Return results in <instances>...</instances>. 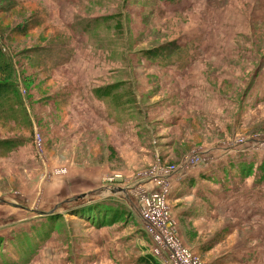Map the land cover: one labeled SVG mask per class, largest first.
<instances>
[{"label": "rangeland", "instance_id": "374dc122", "mask_svg": "<svg viewBox=\"0 0 264 264\" xmlns=\"http://www.w3.org/2000/svg\"><path fill=\"white\" fill-rule=\"evenodd\" d=\"M173 41L183 51L196 49L188 66L178 64L176 57L150 60L139 55ZM0 47L14 68L11 82L23 96L21 108L0 117V141L22 143L0 150V242L19 233L12 254L20 263L41 236L34 233L27 245L21 234L40 227L33 220L46 221L65 210L53 212L52 203L110 182L127 189L217 144L223 148L220 153L230 151L229 158L247 155L249 146L232 149V142L264 139V0H0ZM49 52L53 62L71 58L70 64L47 66ZM179 65L187 68L175 70ZM130 66L141 103L110 111L116 124L94 117L80 103V81L87 89L130 83ZM69 100L71 107L65 106ZM168 102L174 105L165 106ZM148 124L154 132L147 130ZM252 154L264 155V150ZM208 156L209 165L178 183L193 173L199 177L182 185L176 181L168 196L182 245L203 264H264V218L255 216L250 201L241 200L240 184L241 192L234 185L229 193L225 175L215 168L229 158L217 160L215 150ZM196 182L214 206L193 199L197 224L181 211L180 201L190 200ZM129 190L130 206L138 212V189ZM83 197L67 214L81 203L115 200L111 192L106 198L98 191ZM116 204L126 209L128 219L101 233L67 216L68 222L59 225V238L71 244L72 257H65L67 247L60 248L44 264H136L153 242L126 201Z\"/></svg>", "mask_w": 264, "mask_h": 264}, {"label": "trees", "instance_id": "16d2710c", "mask_svg": "<svg viewBox=\"0 0 264 264\" xmlns=\"http://www.w3.org/2000/svg\"><path fill=\"white\" fill-rule=\"evenodd\" d=\"M160 3L164 4H179L180 0H158ZM183 5V4H182ZM108 18H104L107 20ZM96 21V20H95ZM98 20L95 22L97 23ZM118 28L122 27V23L119 22L117 24ZM194 48V47H193ZM189 49L187 51H183L181 43L177 41L170 42L166 45L158 47L152 50H144L140 51L139 55L141 58L144 59H156L162 57L163 59H171L176 57L178 60L177 63L181 66H188L190 64V55L196 54V49ZM189 53V54H188ZM191 53V54H190ZM50 57L46 61L48 62L47 66H52L53 68L57 65H66L70 64L71 58H66L65 60L59 59L53 62L54 56L52 52L47 54ZM52 56V58H51ZM50 61V62H49ZM63 61V62H62ZM6 56L3 52V49L0 47V75H2L3 80L0 81V117L6 118V114L18 110L21 108L22 99L20 96L22 94L19 90V86L14 84L13 82V74L14 68L13 66H9L7 64ZM52 63V64H51ZM174 67L175 70L178 68L184 69L185 67ZM6 75L8 76L6 78ZM126 83L120 82L114 85H108L104 87H99L98 90L95 91V95L99 99H109L112 98L116 91L120 90ZM80 86V85H79ZM81 87V86H80ZM85 98L83 91L79 88V99L82 101ZM69 99V98H67ZM68 103V101H67ZM18 146H22V143H18L16 139L9 138L3 141H0V150H11L15 149ZM226 166V168H223ZM213 167V166H212ZM211 167V168H212ZM227 169V170H226ZM219 172H222L225 175V180L228 185L233 182V180L241 179L242 182L245 180L247 181L250 178L255 179L256 185L264 184V155L262 154H254V155H241L238 154L237 156L230 157L225 164L219 166ZM230 173V174H229ZM229 174V175H228ZM239 178V179H238ZM223 182V183H224ZM240 182V181H239ZM241 187H245L246 185H242L239 183ZM237 186L236 183H234ZM239 189V187H237ZM232 190V189H231ZM79 203V202H78ZM75 203L74 204H78ZM75 211H72V215L75 216L78 220L85 222L91 228H95L98 230L104 228H112L116 225L125 222L129 214L127 213L125 208H119L118 204L115 201L110 200L108 202H99L95 205L86 203H81L79 206L75 207ZM52 215V214H51ZM61 215L56 214L50 219L46 221H42L40 223V227L32 228V236L34 233L41 232L40 239L38 243L33 246V251L24 252L25 253V262L20 263L18 260L20 257L12 254L14 253L13 250V242L15 240H19V233L16 234L14 240L9 241H1L0 242V264H28L35 261L38 257L42 249L45 247L46 243L52 238L54 232L56 231V227L58 222L61 220ZM26 236V244H29V238L31 237L30 234H21L20 237ZM136 264H158L154 258L150 255L140 257L137 260Z\"/></svg>", "mask_w": 264, "mask_h": 264}, {"label": "crops", "instance_id": "0c3cea01", "mask_svg": "<svg viewBox=\"0 0 264 264\" xmlns=\"http://www.w3.org/2000/svg\"><path fill=\"white\" fill-rule=\"evenodd\" d=\"M206 44L208 45L207 46V50H208V48L212 45V42L209 41V42H206ZM207 50H206V53H207ZM74 61L75 60H73L72 64H74ZM192 68H190V69L192 70ZM166 71H170V70H166ZM170 73H173V72H170ZM114 77H115V75L112 78L114 79ZM128 78H129L131 84L128 83L127 80H124V81H127L126 82V85L123 86L120 90L116 91L115 94H114V96L112 98H109V99H99L95 95V91L98 90L99 87L93 88V89H87V87H86L87 85L86 84L84 85L80 81L81 87L80 86L79 87H80V90L83 91L84 96H85V98L82 101H80V103L91 114H93L94 117H96L98 119H101V120H104L106 122L107 121L108 122H113L112 124H116L118 118L117 117H114V116H111L110 111L116 113V112H118V110H120L122 108L124 110H126L127 109V106L133 105L134 102L136 103L138 101L139 103H141L140 102V98L141 97L139 96L138 90L136 89V85H135L136 80H135L134 74L132 72L131 66L128 67ZM117 83H120V82L108 83L105 86L114 85V84H117ZM137 84H138V82H137ZM102 87H104V86H102ZM57 95H58V93H56L55 96H57ZM72 105L73 104H72V101L71 100H69L68 103H65V106L71 107ZM173 105L174 104L168 102L165 106L171 107ZM142 113H143V116H144L143 120H144V122H146L147 121V114H146V112L144 110H142ZM162 123H163V125H161V126L166 125L165 122H162ZM147 126H148V129H147L148 131L154 132V128H152L149 124ZM219 145L220 144L213 145V146H211L212 147L211 149H207L205 152L210 155L211 152H212V150H215V152L218 155L217 156V160H220L221 158L227 157V154L226 153L227 152L229 153L230 151L227 150V149H224L225 151H223V152L220 153V151L223 148H221V147L219 148L218 147ZM223 154H226V155L223 156ZM213 158H215V156ZM227 158H229V157H227ZM216 163H217V161L215 162V164ZM220 164L217 165V167H215V168H219ZM194 174L195 173L191 174V176L188 179H186L185 181L181 182L180 184L177 181L178 185H182L186 181L190 180L192 177H194V178L199 177V175L196 176ZM201 177L202 178H200V179L202 181L208 182V181H211L212 180V179L210 180V178H204L203 176H201ZM191 182H193V184H195L193 180H191ZM212 182L214 183V180H212ZM234 183L239 184L240 182L237 179H235V180H233V182L231 184H229V185L227 184L229 193H232V190L231 189L234 186ZM243 184L246 185V186L243 187L244 189H243V192L241 193L242 196L240 197L241 200H244L245 202L250 201L253 204V208H254L253 211H255L254 212L255 216L258 217V218H261V217L264 218V184L256 185L254 178H250L247 181L245 180L244 182H242V185ZM114 186L115 185H112V186H107L106 185V186H103L102 188L100 187V189H95L96 191H93L92 189H88V190H86L84 192L79 193L78 195L71 196V197L67 198L63 203H52L51 206L54 207L53 212H56L57 210L60 211V209H62V208H65V210L63 211L62 214L58 213L62 217H61V220L57 224L56 231L54 232L52 238L46 243L45 247L42 249V251L40 252V254L38 255V257L35 259V261L32 262L31 264H44L45 261H47V259H48V262H49V261H51L50 260L51 259V256H57L56 255V252L59 251L58 249L65 248V247H67V249H68L67 251H69V253L65 257H69L71 259V257H72L71 254H70L71 244L69 243L68 246H67L66 244H64L62 242V240H60L59 236H60L62 230L59 228V225L63 221L68 222V220H67L68 217L67 216L73 217L74 219H76L77 222L85 223L83 221L78 220L75 216H72L70 214H67L68 213V210H66V209H70L68 207H70L71 205H73L74 204V201L79 200L81 198V196L86 197L90 193L97 192V191H101V192L102 191H109V192H111L113 194H116L115 196H113L115 198V200H113V201H115V202H117L118 200L126 201V204L130 208L131 206H130L129 202L126 200V197L124 198L125 193L117 192L118 191V188H116ZM175 186H176V183L174 184V188H175ZM199 186L200 185L197 184V182H196V185L193 186L194 195H192V196L189 197L190 200L183 199V198H181V200H180L184 204L182 206V208H181V211H184L185 210V212L190 213L191 219H189V221L192 222V223H195L196 222V224L198 223L199 218L194 215V209L192 207V201H193V199L197 203H201V204L207 203L212 209L214 208L213 203L210 201V198H208L209 195L206 194L207 196H205L204 193H202V191L200 190ZM154 187H155L154 184H148L146 186V189H148L149 191H151V190L154 189ZM237 187H238V185H237ZM239 192H241L240 189H239ZM200 193H202V195H200ZM249 193H252V194H249ZM107 195L108 194L105 193L104 198H106ZM101 196H103V195H101ZM121 196H122V198H120ZM180 201H178V202H180ZM188 204H191V206L188 207ZM131 209H132V211L134 212V214L137 216V218L140 221L139 211L137 212L136 209L135 208H132V207H131ZM205 214L211 216V213L210 212L205 211ZM48 217L50 218L51 216H48ZM210 220L213 221V219H210ZM33 221H34L33 223H41L44 220L43 219H36V220H33ZM71 221H75V220H71ZM140 224H141V222H140ZM141 227L143 228V230H141V231L144 233V235L148 236V234L145 232L144 226L142 224H141ZM32 228H34V227H30L29 230H25V231H27V234H30L31 236H32V233H33L32 232ZM69 231L71 232V229L70 228H69ZM102 231L103 230H98L99 233H101ZM37 233L41 234V232H37ZM53 249H54V253H52L50 251V250H53ZM144 255L145 256H148V255H151L152 256L151 252L146 253ZM69 258H66V259H69ZM154 260L158 264H163L162 260H160L158 258H154ZM67 263H69V260H66V261L63 260V261L59 262L58 264H67Z\"/></svg>", "mask_w": 264, "mask_h": 264}, {"label": "built area", "instance_id": "2783aa9c", "mask_svg": "<svg viewBox=\"0 0 264 264\" xmlns=\"http://www.w3.org/2000/svg\"><path fill=\"white\" fill-rule=\"evenodd\" d=\"M38 139L41 140L40 137ZM230 146L232 149L249 146L245 152L252 154L264 150V139L247 142L241 139L232 142ZM210 163V157L205 151H195L179 166L163 168L135 182L138 186L140 222L152 239L151 254L162 260L163 264H203L182 245L178 223L170 210L168 196L176 181L184 178L190 171ZM150 183L155 185V189L147 191L145 187Z\"/></svg>", "mask_w": 264, "mask_h": 264}]
</instances>
